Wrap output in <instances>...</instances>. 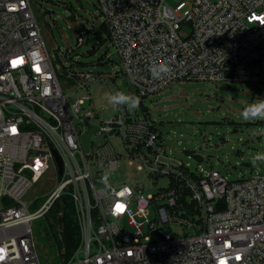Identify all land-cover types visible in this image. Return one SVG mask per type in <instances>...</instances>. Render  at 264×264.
<instances>
[{
	"label": "built area",
	"instance_id": "obj_1",
	"mask_svg": "<svg viewBox=\"0 0 264 264\" xmlns=\"http://www.w3.org/2000/svg\"><path fill=\"white\" fill-rule=\"evenodd\" d=\"M98 3L121 71L141 96L181 79L264 82V0ZM161 63L172 71L158 80L150 66ZM63 71L32 0H0V264H41L33 221L65 195L81 241L63 264H264V167L236 181L214 167L193 170L166 151L150 116L126 107L98 116L87 92L98 82L119 91L109 78L70 72L65 90ZM90 125L98 129L86 151ZM122 158L151 185L113 183ZM48 172L56 185L32 210L25 197Z\"/></svg>",
	"mask_w": 264,
	"mask_h": 264
},
{
	"label": "rangeland",
	"instance_id": "obj_2",
	"mask_svg": "<svg viewBox=\"0 0 264 264\" xmlns=\"http://www.w3.org/2000/svg\"><path fill=\"white\" fill-rule=\"evenodd\" d=\"M166 3L175 5L177 0ZM32 6L49 51L64 68L60 82L65 90L72 84L67 76L70 72L94 71L109 78L119 91L140 98L139 107L131 115L150 116L157 121L160 143L168 153L189 163L191 169L209 171L214 167L228 181L263 172L264 163L253 166L252 158L264 153V120H245L242 113L249 104L264 98V82L181 79L141 96L121 71L117 50L104 29L98 0H32ZM80 35L85 37L83 44H78ZM111 92L110 85L100 82L87 92L99 117L108 118L116 112V106L106 99ZM116 143L121 151V142L116 139ZM52 175L48 172L27 193L25 199L33 201L32 210L41 206L56 185ZM111 180L115 184L147 181L151 185L126 158L120 160ZM48 226L47 215L33 221L41 264H63V252L58 251ZM175 233L182 235V228L176 227Z\"/></svg>",
	"mask_w": 264,
	"mask_h": 264
},
{
	"label": "trees",
	"instance_id": "obj_3",
	"mask_svg": "<svg viewBox=\"0 0 264 264\" xmlns=\"http://www.w3.org/2000/svg\"><path fill=\"white\" fill-rule=\"evenodd\" d=\"M104 29L109 37V31ZM49 220L48 233L51 231L58 251L63 252L65 260L69 259L79 247L81 231L71 198L62 196L46 214Z\"/></svg>",
	"mask_w": 264,
	"mask_h": 264
},
{
	"label": "clouds",
	"instance_id": "obj_4",
	"mask_svg": "<svg viewBox=\"0 0 264 264\" xmlns=\"http://www.w3.org/2000/svg\"><path fill=\"white\" fill-rule=\"evenodd\" d=\"M172 69L166 63L153 64L150 66V72L155 79H164L171 73ZM106 99L109 103L115 105L116 107H126L129 112L134 111L140 105V98L133 94H129L123 91H114L108 93ZM243 117L245 120H264V98H261L251 104H249L243 110ZM264 133V129H261ZM258 163H264V153H257L252 158L253 166ZM111 176V169L104 172L101 183L106 187L109 186V178Z\"/></svg>",
	"mask_w": 264,
	"mask_h": 264
},
{
	"label": "water",
	"instance_id": "obj_5",
	"mask_svg": "<svg viewBox=\"0 0 264 264\" xmlns=\"http://www.w3.org/2000/svg\"><path fill=\"white\" fill-rule=\"evenodd\" d=\"M98 129V126L96 125H90L89 129L84 133L83 135V142H84V146H85V150L89 151L90 150V142H91V136L92 133ZM59 158V157H58ZM60 160V158H59ZM61 165V169H62V164Z\"/></svg>",
	"mask_w": 264,
	"mask_h": 264
},
{
	"label": "snow or ice",
	"instance_id": "obj_6",
	"mask_svg": "<svg viewBox=\"0 0 264 264\" xmlns=\"http://www.w3.org/2000/svg\"><path fill=\"white\" fill-rule=\"evenodd\" d=\"M16 63H18V61H13V64H16ZM39 70V69H38ZM117 209L118 210H122L123 209V205H117ZM3 250L2 249H0V252H2ZM0 258H2V257H0Z\"/></svg>",
	"mask_w": 264,
	"mask_h": 264
}]
</instances>
